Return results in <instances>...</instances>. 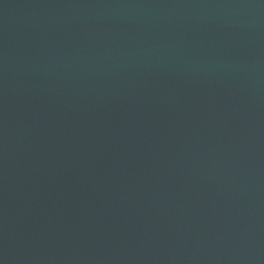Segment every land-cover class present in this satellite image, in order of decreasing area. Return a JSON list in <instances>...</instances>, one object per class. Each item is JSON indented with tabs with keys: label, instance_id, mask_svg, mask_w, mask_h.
Returning a JSON list of instances; mask_svg holds the SVG:
<instances>
[{
	"label": "water",
	"instance_id": "95a60500",
	"mask_svg": "<svg viewBox=\"0 0 264 264\" xmlns=\"http://www.w3.org/2000/svg\"><path fill=\"white\" fill-rule=\"evenodd\" d=\"M0 264H264V0H0Z\"/></svg>",
	"mask_w": 264,
	"mask_h": 264
}]
</instances>
